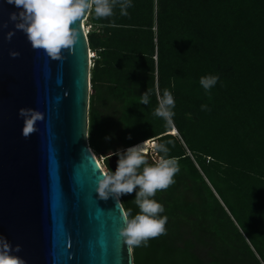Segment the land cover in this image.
<instances>
[{
  "label": "trees",
  "instance_id": "obj_1",
  "mask_svg": "<svg viewBox=\"0 0 264 264\" xmlns=\"http://www.w3.org/2000/svg\"><path fill=\"white\" fill-rule=\"evenodd\" d=\"M131 5L127 16L119 3L110 17L89 11V147L114 172L105 151L144 143L153 165L164 154L152 145L163 143L180 169L152 197L165 234L132 246L134 264H264V0ZM209 75L219 80L206 91ZM164 90L171 124L153 114ZM134 199L120 198L130 219Z\"/></svg>",
  "mask_w": 264,
  "mask_h": 264
},
{
  "label": "water",
  "instance_id": "obj_2",
  "mask_svg": "<svg viewBox=\"0 0 264 264\" xmlns=\"http://www.w3.org/2000/svg\"><path fill=\"white\" fill-rule=\"evenodd\" d=\"M18 11L0 0V239L19 245L11 254L24 264H134L121 202L97 195L105 172L88 142L89 11L59 60L16 30L9 16ZM21 108L44 117L28 138Z\"/></svg>",
  "mask_w": 264,
  "mask_h": 264
},
{
  "label": "clouds",
  "instance_id": "obj_3",
  "mask_svg": "<svg viewBox=\"0 0 264 264\" xmlns=\"http://www.w3.org/2000/svg\"><path fill=\"white\" fill-rule=\"evenodd\" d=\"M6 2L20 10L9 16L16 30L26 34L33 49H43L53 60L61 59L62 50L70 49L74 45L78 33L72 25L85 12L94 11L98 18L110 17L113 15V8L119 3L121 15L127 16V9L132 6L131 0H6ZM13 34L9 32L7 38L10 39ZM10 55L15 58L19 53L13 52ZM218 80V76H204L200 78V84L208 91L215 87ZM149 102V93L146 91L140 97V104L147 106ZM174 107L172 94L164 90L153 114L171 124ZM201 107L204 110L207 106ZM18 114L23 118L21 134L25 138L36 132V123L44 119L42 113L33 109L21 108ZM152 148L156 153L164 154L159 156L153 165H148L144 143L111 153V156L117 157L116 169L114 172L104 171L98 182L97 195L105 201L111 196L119 202L122 196L135 191L133 202L139 208V213L130 219V210L125 212L123 214L125 226L120 230V236L129 246L141 244L147 246L148 240L165 234L167 216L159 215L165 209L152 197L158 191L168 189L175 182L173 177L180 169L175 158H167L169 149L165 144L153 143ZM14 251H20L19 245L13 248L6 239H0V264H24L22 259L11 254Z\"/></svg>",
  "mask_w": 264,
  "mask_h": 264
},
{
  "label": "built area",
  "instance_id": "obj_4",
  "mask_svg": "<svg viewBox=\"0 0 264 264\" xmlns=\"http://www.w3.org/2000/svg\"><path fill=\"white\" fill-rule=\"evenodd\" d=\"M156 1V0H154ZM88 17L86 18V20L82 23V28L83 31L85 33V35L87 36L88 33L91 31V26L88 25V21H87ZM95 58V54L93 52H91L90 49H88V59H89V66L90 68L92 67V60Z\"/></svg>",
  "mask_w": 264,
  "mask_h": 264
},
{
  "label": "rangeland",
  "instance_id": "obj_5",
  "mask_svg": "<svg viewBox=\"0 0 264 264\" xmlns=\"http://www.w3.org/2000/svg\"><path fill=\"white\" fill-rule=\"evenodd\" d=\"M117 137V136H116ZM115 137V138H116ZM114 138V139H115ZM116 140V139H115ZM105 153H106V155L110 158V160L113 162H115V156L114 155H112L111 156V153H114V150H109V151H105ZM95 155V154H94ZM96 156V158H97V160L100 162V165L102 166V168L104 169V171L106 172V168L104 167V165H103V159H104V156H99V155H95Z\"/></svg>",
  "mask_w": 264,
  "mask_h": 264
},
{
  "label": "bare ground",
  "instance_id": "obj_6",
  "mask_svg": "<svg viewBox=\"0 0 264 264\" xmlns=\"http://www.w3.org/2000/svg\"><path fill=\"white\" fill-rule=\"evenodd\" d=\"M96 157V156H95ZM97 159V158H96ZM99 163V162H98ZM99 165H100V163H99ZM104 171V170H103Z\"/></svg>",
  "mask_w": 264,
  "mask_h": 264
}]
</instances>
